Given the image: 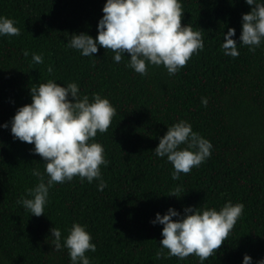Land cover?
<instances>
[{"label":"trees","instance_id":"16d2710c","mask_svg":"<svg viewBox=\"0 0 264 264\" xmlns=\"http://www.w3.org/2000/svg\"><path fill=\"white\" fill-rule=\"evenodd\" d=\"M103 3L0 0V15L20 28L17 36H0V124L30 103L29 87L47 79L75 81L81 95L91 100L99 93L115 108L107 131L92 138L109 161L100 166L105 187L98 190L95 179L77 176L54 182L40 216L16 201L37 182L32 169L43 173L41 157L30 151L32 144L0 128V264H69L67 250L54 248L49 229L58 227L63 243L73 222L84 225L96 245L85 253L90 264H241L243 254L255 264L264 257V41L254 52L237 44L235 57L220 48L229 27L239 42L241 14L250 6L245 0H181V25L202 30L203 48L174 75L162 65H150L141 75L125 66L127 57L113 61L109 49L82 56L65 46L74 33L95 38ZM33 52L43 54V63L31 61ZM179 119L212 148L198 167L173 180L170 162L152 150ZM176 185L183 190L169 195ZM226 200L244 208L214 255L203 262L194 254L156 256L162 225L149 222L155 213L163 215L169 206L181 214L189 205L219 209Z\"/></svg>","mask_w":264,"mask_h":264},{"label":"clouds","instance_id":"9594fccd","mask_svg":"<svg viewBox=\"0 0 264 264\" xmlns=\"http://www.w3.org/2000/svg\"><path fill=\"white\" fill-rule=\"evenodd\" d=\"M245 3L250 9L241 14L239 42L232 38L233 28L223 33L220 48L226 56L239 54L237 44L247 45L249 52H254L264 41V0ZM101 12L95 38L84 32L74 33L65 46L78 50L82 56H92L98 47L109 49L113 61L119 63L127 57L125 66L141 75L147 74L150 65H162L169 75H174L193 53L203 48L202 30H193L189 23L181 25L184 12L181 0H104ZM19 34L14 19L0 15V36ZM23 55L27 57L28 51ZM31 61L43 63V54L33 52ZM46 71H53L51 64ZM28 91L30 103L17 107L0 128H8L14 140L32 144L30 151L41 157L43 173L32 169L37 182L16 201L30 215L40 216L54 182L64 183L77 176L82 182L91 183L95 179L98 190L105 187L100 166H107L109 161L103 145L92 138L97 131H107L115 108L99 93H92L91 100L88 94L81 95L75 81L62 85L47 79L33 84ZM200 102L207 105V97H201ZM211 148L208 139L193 131L188 121L179 119L166 128L152 151L157 157H166L172 165L170 176L177 180L181 173L198 167L210 155ZM182 190L181 185H176L169 195L176 197ZM243 208L241 202L226 200L219 209L189 205L183 207L181 214L169 206L163 215L155 213L149 222L162 225L156 256L182 259L194 254L203 262L214 255ZM49 233L56 250L61 247L67 250L69 264H90L85 253L94 252L96 245L84 225L73 222L63 243L58 227H50ZM241 264H252V257L243 254ZM255 264H264V257Z\"/></svg>","mask_w":264,"mask_h":264}]
</instances>
